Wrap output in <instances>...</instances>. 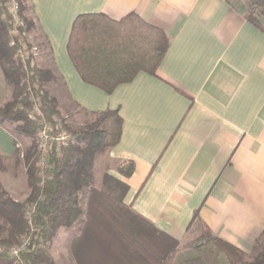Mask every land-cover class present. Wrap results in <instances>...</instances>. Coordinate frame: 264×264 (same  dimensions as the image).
Returning a JSON list of instances; mask_svg holds the SVG:
<instances>
[{
  "label": "crops",
  "instance_id": "obj_1",
  "mask_svg": "<svg viewBox=\"0 0 264 264\" xmlns=\"http://www.w3.org/2000/svg\"><path fill=\"white\" fill-rule=\"evenodd\" d=\"M26 1L35 63L52 74L46 90L64 115L114 110L123 120L107 152L124 201L180 246L208 229L250 253L264 232V20L253 23L241 0ZM84 13H135L162 28L171 44L157 75L141 71L112 93L83 81L67 45ZM7 94L0 64V102ZM6 128L0 153L12 155Z\"/></svg>",
  "mask_w": 264,
  "mask_h": 264
},
{
  "label": "trees",
  "instance_id": "obj_2",
  "mask_svg": "<svg viewBox=\"0 0 264 264\" xmlns=\"http://www.w3.org/2000/svg\"><path fill=\"white\" fill-rule=\"evenodd\" d=\"M10 1L0 0V64L12 89L11 99L0 106V122L15 124L18 133L33 141L25 149L16 148L12 157L15 170L20 165L25 168L28 197L24 201L12 198L0 181V244L8 249L18 247L17 255L5 250L0 252V259L11 257L17 264H55L50 250L57 232L72 228L84 214L81 192L91 177L94 154L108 151L119 142L123 120L114 110L101 112L85 126L75 128L65 118H57L58 101L46 90L52 74L35 65L32 52L27 63L17 54L21 41L31 48L28 33L35 27L25 15L26 0H15L25 26L18 27L17 46L10 45L9 30L14 25L6 5ZM249 19L260 26L253 15ZM170 44L162 28L138 14L115 20L104 13H84L74 20L67 50L83 81L112 93L141 71L157 75ZM36 109L40 115L35 119L31 112ZM45 126L49 127L44 135L46 152L38 144L39 132ZM64 132L68 134L63 136ZM4 158L0 155V172L7 170ZM132 172L129 165L125 175ZM104 181L105 188L90 189L84 226L71 243L77 264H133L137 260L174 264L176 254L185 249H193L196 256L180 264H264V247L252 260H246L247 252L208 229L179 248V241L124 201L126 183L108 171ZM5 225L9 226V237L2 235ZM138 235L143 239L140 251L134 245ZM153 237L159 239L158 244L154 245Z\"/></svg>",
  "mask_w": 264,
  "mask_h": 264
},
{
  "label": "rangeland",
  "instance_id": "obj_3",
  "mask_svg": "<svg viewBox=\"0 0 264 264\" xmlns=\"http://www.w3.org/2000/svg\"><path fill=\"white\" fill-rule=\"evenodd\" d=\"M248 1H250V0H246V2H248ZM257 1L259 3H262L261 7H259V9H261L262 6H264V0H257ZM26 4L28 7L27 8V10H28L29 5H28L27 1H26ZM262 10L264 11V9H262ZM250 15H253L254 17H256L257 20L259 18H262L259 12H257V14H255L253 11H250ZM262 19L264 20V18H262ZM33 47L35 48V51H34L35 56H37L38 55V48L35 45H33ZM27 59L25 61L26 63H27ZM35 65L37 66L36 63H35ZM7 93L8 94H7L6 99L8 101L11 99V93H12V89H11L10 85L8 84V82H7ZM7 101H1L0 106L5 105ZM58 109L60 112H59V116L57 118H60V119L65 118V122L73 128L85 126L86 124H88L89 122H91L94 119L93 116H88V115H85L84 113H81L77 117L72 116V117L68 118L64 114L67 115L70 113L64 112V110L61 107L60 108L58 107ZM76 112H77V110H76ZM31 113H33V116L35 119H36V117H39V115H40V113L38 112V109H36L34 112H31ZM3 122L5 123V125L7 127L6 130L13 133L14 136H16V138H17V140L15 141V143H17V144L14 143L15 149L18 147L20 149H25L26 147H28L32 143V141H33L32 138H29L23 134H20L15 130V124H13L9 121H3ZM47 130H49V127L45 126V129L43 131L46 132ZM41 133H42V131L39 132V135ZM42 140H43V142L45 141L44 136L40 137L39 142H42ZM14 152H15V150H14ZM14 152L12 153V155H4V154L0 153V155L5 157L4 163L7 167V170L5 172H0V181H1L4 189L9 193V195L12 198L19 200V201H24L28 197V194H29V189H28L27 181H26L27 180V174H26V171H25V168L23 165H20L19 168L16 170L14 169L13 159H12ZM91 164H92V166H90V168H89V173L91 174V177H89V179L87 180V184H86L85 188L81 192L82 207L84 209V214L82 215L81 219L72 228H70V229L61 228L57 232V235L54 239V242H53L51 250H50L51 256H52L55 264H77V261L74 258V255L72 252L71 243L77 236H79L81 234L82 228L84 226L83 225L84 219L86 218V215H85L86 210L85 209L87 207L86 201L88 199L90 189L91 188H97V189L105 188L104 175L109 170V168L111 167V160H109L108 152L103 151V152L94 154V158H93V161L91 162ZM116 193L118 194L119 192L116 191ZM0 222H1V220H0ZM8 228H9L8 225L4 226V229L2 232V235L4 237H9ZM128 234H129V236H132L131 232H128ZM136 237H138V239L136 238L137 240L135 241L134 245L140 251V245L139 244L143 241V239H142L141 235H138ZM258 239L260 240L259 244H257L255 249L253 247L252 251H250V253H248L246 260H252L255 256H257L262 251V249L264 247V232L262 233V235H260V237ZM152 241L155 242L154 245H156V244H158L159 239L153 237ZM182 246L179 245V248H181ZM5 250H8L11 255H17L18 247L8 249L5 245L0 244V252H3ZM195 256H196V252L193 249L181 250L176 254L174 264H180L183 260L193 258ZM0 264H17V262L15 260H12L11 257H7V258H1ZM133 264H143V262L140 260H137Z\"/></svg>",
  "mask_w": 264,
  "mask_h": 264
},
{
  "label": "built area",
  "instance_id": "obj_4",
  "mask_svg": "<svg viewBox=\"0 0 264 264\" xmlns=\"http://www.w3.org/2000/svg\"><path fill=\"white\" fill-rule=\"evenodd\" d=\"M241 1L248 3L250 11H253L255 14H257V12H259L261 17L264 18V11L262 10V8L259 9V7H261L262 3H259L257 0H250L248 2H246V0H241ZM6 5H7V8L9 10V13L13 17V21H14V25L9 30V33L11 35L10 45L15 47V46H17V42H16L15 38L19 34L18 27L19 26L24 27L25 22L19 15L20 6H19V3L17 1H15V0L10 1ZM34 51H35V48L33 47L32 43H31V48H29L27 43L22 42V41L20 43V46L17 48V54H18V56H20L22 62H24V63H26L25 61L27 58H29L31 52L35 56ZM45 134H46L45 131H42V133L39 135V137H43ZM67 134L68 133L64 132L62 135L66 136ZM38 144H39L40 148H42V150L44 152H46V144H47L46 139L44 142H43V140H42V142H39V140H38Z\"/></svg>",
  "mask_w": 264,
  "mask_h": 264
}]
</instances>
